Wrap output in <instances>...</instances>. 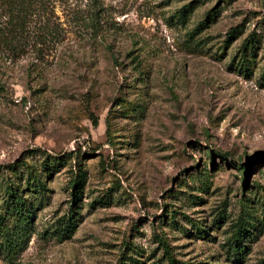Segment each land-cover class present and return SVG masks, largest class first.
<instances>
[{
    "label": "rangeland",
    "instance_id": "374dc122",
    "mask_svg": "<svg viewBox=\"0 0 264 264\" xmlns=\"http://www.w3.org/2000/svg\"><path fill=\"white\" fill-rule=\"evenodd\" d=\"M10 15L30 48L0 50V216L10 186L38 203L0 264H264V0H0Z\"/></svg>",
    "mask_w": 264,
    "mask_h": 264
},
{
    "label": "trees",
    "instance_id": "16d2710c",
    "mask_svg": "<svg viewBox=\"0 0 264 264\" xmlns=\"http://www.w3.org/2000/svg\"><path fill=\"white\" fill-rule=\"evenodd\" d=\"M6 5H14L21 3V0H2ZM189 6H186L182 12V16H186V12H189ZM11 16V15H10ZM12 17V18H11ZM10 20L5 22L4 25L0 24V50L6 52H12L14 54H20L23 51L30 48V35L26 32L27 25L29 22L20 15H12ZM252 50V49H251ZM244 171V166H243ZM31 173V172H30ZM33 174V173H32ZM31 182V191H42L43 181L34 175ZM83 177L77 175L73 180V195L74 201H77L80 197L81 188L83 186ZM8 201L5 207L3 215L0 216V249L3 251L5 256L10 260L14 261L21 251L24 249L26 244V228L25 224L30 219V225L32 223L33 215L37 209V198H28L22 196L12 186L7 189ZM247 228L241 223L238 225V229L234 235L233 246L236 254L246 246L243 244V236ZM165 248H168L166 242L163 243ZM170 260L172 256L170 255Z\"/></svg>",
    "mask_w": 264,
    "mask_h": 264
}]
</instances>
